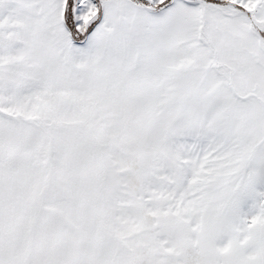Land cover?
Listing matches in <instances>:
<instances>
[{
    "label": "snow or ice",
    "instance_id": "obj_1",
    "mask_svg": "<svg viewBox=\"0 0 264 264\" xmlns=\"http://www.w3.org/2000/svg\"><path fill=\"white\" fill-rule=\"evenodd\" d=\"M0 264H264V0H0Z\"/></svg>",
    "mask_w": 264,
    "mask_h": 264
}]
</instances>
